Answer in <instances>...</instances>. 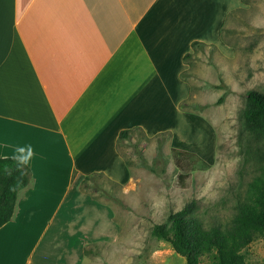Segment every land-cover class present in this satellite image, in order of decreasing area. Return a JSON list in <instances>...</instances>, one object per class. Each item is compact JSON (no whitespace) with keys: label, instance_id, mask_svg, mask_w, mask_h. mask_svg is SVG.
Returning a JSON list of instances; mask_svg holds the SVG:
<instances>
[{"label":"crops","instance_id":"obj_1","mask_svg":"<svg viewBox=\"0 0 264 264\" xmlns=\"http://www.w3.org/2000/svg\"><path fill=\"white\" fill-rule=\"evenodd\" d=\"M238 2L0 0V158L34 151L32 180L0 227V264H81L85 236L112 219L75 181L130 179L121 131L170 132L177 147L199 129L212 158V127L178 107L190 96L180 74L192 42H220Z\"/></svg>","mask_w":264,"mask_h":264},{"label":"rangeland","instance_id":"obj_2","mask_svg":"<svg viewBox=\"0 0 264 264\" xmlns=\"http://www.w3.org/2000/svg\"><path fill=\"white\" fill-rule=\"evenodd\" d=\"M219 41L197 49L183 72L190 87L185 100L193 104L187 113L212 127V158L207 160L212 153L209 136L199 129L187 130L185 138L177 139V147L171 146V134L156 138L131 132L117 146L129 169V180L117 183L101 174L75 181L77 193L108 208L112 219L108 222L105 217L98 236H85L88 241L83 240L81 264H186L167 242L151 235L152 227L191 201H195V215L205 226L226 224L233 216L255 173L252 162L245 163L243 149L248 137L241 132L240 113L245 92L264 87V0H239L226 17ZM185 125L187 129L190 126ZM171 148L195 153L210 166L192 172L180 184ZM226 164L234 166L225 169ZM221 170L226 186L218 189L214 200L202 196L208 178ZM160 197L167 201L166 211L152 206ZM243 253L248 263L264 264V235L256 237ZM207 263L203 258L202 264Z\"/></svg>","mask_w":264,"mask_h":264},{"label":"trees","instance_id":"obj_3","mask_svg":"<svg viewBox=\"0 0 264 264\" xmlns=\"http://www.w3.org/2000/svg\"><path fill=\"white\" fill-rule=\"evenodd\" d=\"M206 45L199 41L192 42V52L186 53L183 61L187 63L197 49ZM180 77L183 80V73ZM190 105L193 104L183 100L178 107L190 112L187 110ZM240 116L241 132L248 137L243 149L245 163L252 162L255 173L247 182L245 195L237 201L230 220L223 225L205 226L201 218L195 215V201H191L184 205L182 211L170 212L162 223L155 224L151 229V235L167 242L176 254L185 259L186 264H202L203 258L207 264H250L243 251L256 237L264 235V87L245 92V104ZM133 131L140 130L121 131L117 145ZM162 135H170V132L159 133L156 138ZM170 155L179 171L180 184L192 172L206 170L210 166L199 155L185 150L171 148ZM94 175L101 174L84 176V179ZM31 180L28 166L18 169L13 160L0 158V227L12 219L18 194Z\"/></svg>","mask_w":264,"mask_h":264},{"label":"clouds","instance_id":"obj_4","mask_svg":"<svg viewBox=\"0 0 264 264\" xmlns=\"http://www.w3.org/2000/svg\"><path fill=\"white\" fill-rule=\"evenodd\" d=\"M34 156L33 148L29 145L27 147H17L15 149L14 154L11 157H5L6 159H11L15 163L16 167L23 168L27 167L29 163L31 162L32 158ZM234 166V164H226L224 165L225 169H230ZM225 175L224 171H218L217 173H214L208 178L207 183L205 184L201 195L204 197H207L208 199H216L219 195L218 189L223 188L226 186L225 181L222 179ZM218 177L220 179H218ZM153 208L157 211H166L167 209V201L160 197L154 200L153 202ZM184 205L181 204L179 207L176 208V212H180L183 210Z\"/></svg>","mask_w":264,"mask_h":264}]
</instances>
